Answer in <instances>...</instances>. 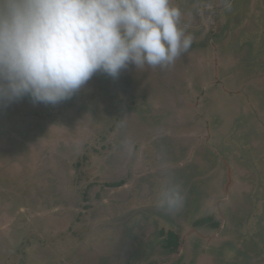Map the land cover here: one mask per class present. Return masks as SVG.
Masks as SVG:
<instances>
[{
    "label": "rangeland",
    "instance_id": "374dc122",
    "mask_svg": "<svg viewBox=\"0 0 264 264\" xmlns=\"http://www.w3.org/2000/svg\"><path fill=\"white\" fill-rule=\"evenodd\" d=\"M171 2L193 42L169 68L0 108V264H264V0Z\"/></svg>",
    "mask_w": 264,
    "mask_h": 264
},
{
    "label": "clouds",
    "instance_id": "9594fccd",
    "mask_svg": "<svg viewBox=\"0 0 264 264\" xmlns=\"http://www.w3.org/2000/svg\"><path fill=\"white\" fill-rule=\"evenodd\" d=\"M192 42L171 0H0V108L26 97L59 104L129 64L167 69ZM184 200L164 171L157 207L176 213Z\"/></svg>",
    "mask_w": 264,
    "mask_h": 264
},
{
    "label": "trees",
    "instance_id": "16d2710c",
    "mask_svg": "<svg viewBox=\"0 0 264 264\" xmlns=\"http://www.w3.org/2000/svg\"><path fill=\"white\" fill-rule=\"evenodd\" d=\"M174 234V235H173ZM180 235L177 233H168L165 238L164 246L167 248L175 249L180 246Z\"/></svg>",
    "mask_w": 264,
    "mask_h": 264
}]
</instances>
